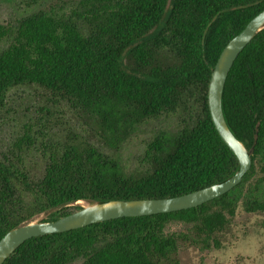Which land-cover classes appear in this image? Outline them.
Listing matches in <instances>:
<instances>
[{
	"label": "trees",
	"instance_id": "16d2710c",
	"mask_svg": "<svg viewBox=\"0 0 264 264\" xmlns=\"http://www.w3.org/2000/svg\"><path fill=\"white\" fill-rule=\"evenodd\" d=\"M263 9L264 0H29L0 23V109L29 85L72 114L62 136H22L0 152V238L79 201L172 197L231 176L238 160L211 119L208 83L225 44ZM221 105L252 160L232 189L191 208L32 237L2 264H179L185 246L220 247L239 204L264 213V27L234 60ZM163 118L169 126L145 141L137 166H124L123 142ZM172 222L185 229L169 231Z\"/></svg>",
	"mask_w": 264,
	"mask_h": 264
},
{
	"label": "rangeland",
	"instance_id": "374dc122",
	"mask_svg": "<svg viewBox=\"0 0 264 264\" xmlns=\"http://www.w3.org/2000/svg\"><path fill=\"white\" fill-rule=\"evenodd\" d=\"M0 0V23L14 21L29 0ZM5 44H0V49ZM40 91L29 85L15 87L7 95L0 109V152L6 151L13 141L22 136H34L56 139L62 136L64 123L72 120L67 109L58 111L51 105H45ZM81 122L73 115V128L82 130ZM169 126L167 118L148 122L140 130L126 139L120 148L121 162L127 168L137 166L145 148V141L160 128ZM95 145L103 152L108 149L98 143ZM86 202L79 201L80 205ZM42 215L35 219L41 218ZM185 225L172 222L169 231L184 230ZM220 247L201 250L194 246H185L180 250L179 264H264V213H248L239 204L230 226L220 235Z\"/></svg>",
	"mask_w": 264,
	"mask_h": 264
},
{
	"label": "water",
	"instance_id": "95a60500",
	"mask_svg": "<svg viewBox=\"0 0 264 264\" xmlns=\"http://www.w3.org/2000/svg\"><path fill=\"white\" fill-rule=\"evenodd\" d=\"M264 27V9L253 16L244 28L233 36L221 50L211 71L207 100L210 116L219 135L236 155L237 170L223 181L182 195L164 198L111 199L89 201L77 210L55 220L34 219L8 230L0 238V264L24 241L55 232L79 228L91 223L123 216H142L171 212L198 206L236 186L251 166V156L245 145L229 129L222 111L221 98L228 72L241 50Z\"/></svg>",
	"mask_w": 264,
	"mask_h": 264
}]
</instances>
